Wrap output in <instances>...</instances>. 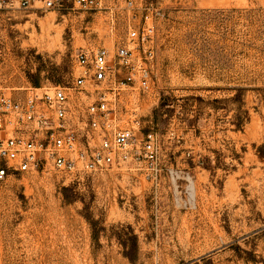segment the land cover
Here are the masks:
<instances>
[{
	"label": "rangeland",
	"instance_id": "374dc122",
	"mask_svg": "<svg viewBox=\"0 0 264 264\" xmlns=\"http://www.w3.org/2000/svg\"><path fill=\"white\" fill-rule=\"evenodd\" d=\"M148 8L154 84L132 108L158 134V180L146 167L10 175L0 183V264H264V0ZM122 24L5 11L1 86L66 84L80 49L115 52Z\"/></svg>",
	"mask_w": 264,
	"mask_h": 264
},
{
	"label": "built area",
	"instance_id": "2783aa9c",
	"mask_svg": "<svg viewBox=\"0 0 264 264\" xmlns=\"http://www.w3.org/2000/svg\"><path fill=\"white\" fill-rule=\"evenodd\" d=\"M148 2L0 0V18L5 11L78 13L106 18L111 31L120 20L124 32L113 54L106 47L80 49L66 84L14 94L0 84V183L13 174L80 179L117 167H146L147 179L158 180V134L132 108L154 84L156 23Z\"/></svg>",
	"mask_w": 264,
	"mask_h": 264
},
{
	"label": "bare ground",
	"instance_id": "6f19581e",
	"mask_svg": "<svg viewBox=\"0 0 264 264\" xmlns=\"http://www.w3.org/2000/svg\"><path fill=\"white\" fill-rule=\"evenodd\" d=\"M58 35L60 36V31L58 32ZM195 186H196V185H195ZM195 186H194L193 184L190 185V189H191V191H192V193H193L192 196H194ZM188 193H189V192H188ZM192 199H193V198H192Z\"/></svg>",
	"mask_w": 264,
	"mask_h": 264
}]
</instances>
